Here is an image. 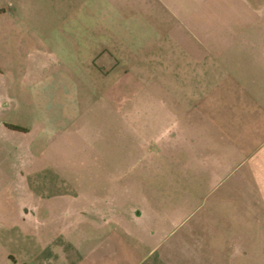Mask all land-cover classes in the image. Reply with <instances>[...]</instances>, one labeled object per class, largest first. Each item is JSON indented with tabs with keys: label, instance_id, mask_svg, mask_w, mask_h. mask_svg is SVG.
I'll return each instance as SVG.
<instances>
[{
	"label": "crops",
	"instance_id": "obj_1",
	"mask_svg": "<svg viewBox=\"0 0 264 264\" xmlns=\"http://www.w3.org/2000/svg\"><path fill=\"white\" fill-rule=\"evenodd\" d=\"M121 7L0 0V264H233L250 246L263 263L264 15L143 80ZM91 119L117 138L96 149L101 191L43 185L39 152Z\"/></svg>",
	"mask_w": 264,
	"mask_h": 264
},
{
	"label": "rangeland",
	"instance_id": "obj_2",
	"mask_svg": "<svg viewBox=\"0 0 264 264\" xmlns=\"http://www.w3.org/2000/svg\"><path fill=\"white\" fill-rule=\"evenodd\" d=\"M111 1L122 5L124 30L135 28L139 34H146L147 41L144 40L143 44L147 47L148 56L143 58V80L149 77L154 80L162 78L163 58L167 56V52L177 51L173 48L208 45L211 30H231L232 27L237 31L245 29L242 28L245 26L255 29L258 24L247 21L252 20L251 16L264 15V0ZM233 20V23L227 22ZM242 20L246 22L243 23ZM81 106L84 108V104ZM97 122L98 120L91 119L84 122L80 131L59 133V147L56 152H39V158H44L45 155L48 159L52 158V164H47L40 170L45 175L46 182L43 185H48L52 179L57 180L59 190L62 191L81 194L101 191L99 184L89 183L99 175V157L96 149L99 143L113 145L117 138L112 125L106 122V126L99 130L101 127L97 126ZM100 125H103L102 120ZM15 153L21 156L23 152H10L8 155L16 157ZM106 158L112 160L113 153L107 150ZM247 250L249 255L244 259L235 258L233 264H259L254 252L256 247L250 246ZM260 264H264V260Z\"/></svg>",
	"mask_w": 264,
	"mask_h": 264
},
{
	"label": "trees",
	"instance_id": "obj_3",
	"mask_svg": "<svg viewBox=\"0 0 264 264\" xmlns=\"http://www.w3.org/2000/svg\"><path fill=\"white\" fill-rule=\"evenodd\" d=\"M13 129L17 130V131H24L23 129H20V128H17V127H14Z\"/></svg>",
	"mask_w": 264,
	"mask_h": 264
}]
</instances>
